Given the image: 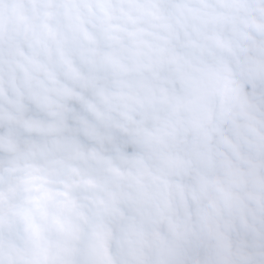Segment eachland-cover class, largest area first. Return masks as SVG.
I'll use <instances>...</instances> for the list:
<instances>
[{
	"label": "clouds",
	"instance_id": "1",
	"mask_svg": "<svg viewBox=\"0 0 264 264\" xmlns=\"http://www.w3.org/2000/svg\"><path fill=\"white\" fill-rule=\"evenodd\" d=\"M0 264H264V0H0Z\"/></svg>",
	"mask_w": 264,
	"mask_h": 264
}]
</instances>
